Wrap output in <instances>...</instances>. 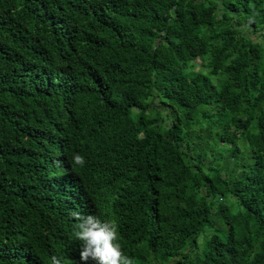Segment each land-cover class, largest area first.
Here are the masks:
<instances>
[{"label": "trees", "instance_id": "16d2710c", "mask_svg": "<svg viewBox=\"0 0 264 264\" xmlns=\"http://www.w3.org/2000/svg\"><path fill=\"white\" fill-rule=\"evenodd\" d=\"M73 211L264 264V0H0V264H80Z\"/></svg>", "mask_w": 264, "mask_h": 264}, {"label": "clouds", "instance_id": "9594fccd", "mask_svg": "<svg viewBox=\"0 0 264 264\" xmlns=\"http://www.w3.org/2000/svg\"><path fill=\"white\" fill-rule=\"evenodd\" d=\"M74 163L83 166L85 159L80 154L73 157ZM78 221L73 235L80 242V264H134L131 256L125 255L119 243V225L115 219L101 220L97 215H81L73 211ZM51 264H62L61 259L51 257Z\"/></svg>", "mask_w": 264, "mask_h": 264}, {"label": "rangeland", "instance_id": "374dc122", "mask_svg": "<svg viewBox=\"0 0 264 264\" xmlns=\"http://www.w3.org/2000/svg\"><path fill=\"white\" fill-rule=\"evenodd\" d=\"M244 33H246L247 35L251 36V37H257V35H259L260 33H253L252 30H249L247 28V25H243L240 27ZM195 62H196V66H195V69H200V68H203L205 71L207 70V60L203 59L202 57H197L195 59ZM192 63V60L189 61V64ZM163 117L165 118V110L163 111ZM221 148H224V147H228V145H226L225 143H222L220 145Z\"/></svg>", "mask_w": 264, "mask_h": 264}]
</instances>
